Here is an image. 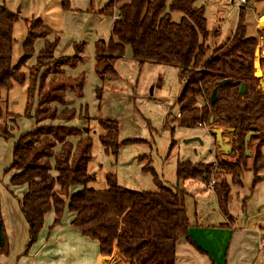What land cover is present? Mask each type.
<instances>
[{
    "label": "trees",
    "instance_id": "obj_1",
    "mask_svg": "<svg viewBox=\"0 0 264 264\" xmlns=\"http://www.w3.org/2000/svg\"><path fill=\"white\" fill-rule=\"evenodd\" d=\"M196 1L172 0L167 4V0H110L100 10L89 7V13L116 17L110 39L94 43V72L102 84L114 80L117 77L115 62L123 57L126 46L130 47L138 65L150 63L177 68L183 89L177 99L179 117L175 118L185 128L205 125L221 129L223 137L225 131L233 130L230 140L227 138L231 153L216 165L219 174L225 172L238 182L242 171L253 169L258 173L264 168L261 154L264 87L254 77L253 66L259 37L246 35L241 12L252 1L259 0H246L247 4L239 9L235 29L226 46L212 51L207 39L218 31L207 29L203 7H195ZM173 11L182 14L178 22L171 20ZM17 19L4 4L0 5V91L27 82L24 117L33 119L35 124L31 131L16 139L12 162L5 171L11 172V186L25 187L18 199L28 226L29 240L24 253L37 242L45 216L49 213L53 216L51 230L61 223L66 210L73 216L71 227L81 236L106 248L117 242L130 264H176L175 247L183 239L198 249L189 237L190 224L182 189L159 185L156 192L131 191L118 185L111 174L106 176L105 190L97 191L91 186L95 179L88 172L92 140L87 129L84 136L77 127L67 125L85 113L82 107L78 111L67 107L72 105L67 94L83 97L85 77L83 73L75 78L64 75V68L74 70L82 62L84 44L73 45V56L55 59L58 39L47 40L53 32L40 20H34L22 44L23 57L13 66L12 29ZM37 29L44 30L46 38L36 36ZM39 39L44 41L43 48L26 75L21 68L33 55V44ZM261 63L264 64V58ZM49 64L52 69L47 67ZM225 80L228 82L220 86ZM241 85L246 88L243 95L239 94ZM213 90H216V101L211 104ZM95 96L101 98V88L96 89ZM198 100L202 101L201 106L197 105ZM6 115L0 101V120ZM86 116L81 121H88ZM98 123L103 131L99 141L106 153L115 154L120 145L130 143V140L117 142L115 122L99 120ZM249 133L251 149L245 145ZM3 137L7 140L13 136L6 130ZM247 149L248 156L245 155ZM215 159L218 156L215 155ZM211 167L178 163L176 180L178 183L195 179L206 182L212 174ZM214 192L218 204L227 206V184L223 182L218 187L215 184ZM107 253L111 257L115 255L111 249ZM8 254L9 243L0 206V256Z\"/></svg>",
    "mask_w": 264,
    "mask_h": 264
},
{
    "label": "rangeland",
    "instance_id": "obj_2",
    "mask_svg": "<svg viewBox=\"0 0 264 264\" xmlns=\"http://www.w3.org/2000/svg\"><path fill=\"white\" fill-rule=\"evenodd\" d=\"M109 1L0 0V5L4 4L18 17L12 29V65H18L23 57L22 44L28 35L29 24L34 20H40L53 32L51 38L49 36L46 38V32L42 29H37L35 35L45 37L49 41L56 37L58 39L56 49L68 47L72 49L75 43L84 44L81 63L83 71L88 74L86 73L84 80L81 104L82 112L85 113L77 117L79 123L76 126L84 136L87 129L92 140V160L88 165V172L94 175L95 179L91 186L97 191L105 190L106 176L111 174L118 185L131 191L156 192L159 185L182 189L185 192L184 206L190 228H205L214 233L206 231L207 234L202 233V238L212 244L211 252L215 259L221 258L224 261L230 247H247L252 257L249 264H264V168L258 173L253 169L242 171L238 182H234L232 176L225 172L218 173L216 163L228 156L220 151L211 136L212 128L205 125L198 128L181 127L179 119L175 118L179 113L177 99L183 89L178 69L150 63L138 65L133 60L130 47L126 46L123 57L114 65L117 77L104 84L96 79L90 67L93 50L89 45L92 43L87 42H97L100 39L108 41L110 24L105 20L100 22L96 19L97 14L91 16L88 8L93 6L94 11L99 10ZM171 1L167 0V4ZM229 3V0H197L194 3L195 7H203L207 29L210 32H219V35H211L207 39L210 51L226 46L237 23L239 9ZM244 9L246 10L241 12L246 35L259 37L253 63L256 60L259 63L257 70L254 69L255 72H261L257 78L260 86L264 87V64L261 63L264 56L262 21L258 23L259 29L255 28L259 14L264 13V0L252 1L249 7L245 6ZM170 16L172 21L178 22L182 14L173 11ZM43 45L44 41L41 39L34 42V53L26 60L21 72L28 74V68L35 63L36 55ZM51 66L47 65L50 68ZM49 78L50 76L46 78L45 85L48 84ZM97 88H101L100 99L95 96ZM0 101L7 112L0 120V201L9 199L16 205L18 192H21L22 187L11 186L9 184L11 172L5 171L12 162V149L16 139L35 126L33 119L24 117L27 82L22 85L13 84L9 90H1ZM197 105L201 106L202 101L198 100ZM67 107L79 110L77 106ZM86 114L88 121H81ZM99 120L115 122L118 129L117 142L122 144L130 140V143L120 145L115 154L106 153L99 141V136L103 134ZM74 121L75 119L70 122L72 126L75 125ZM6 130L13 136L7 140L3 137ZM194 138L198 141L188 142ZM224 138L230 140V131L224 132ZM251 147L248 143V148ZM261 154L264 160V140ZM215 155L218 159H215ZM186 162L198 164V167L201 164L212 165L210 178L206 182L195 179L178 183L175 176L176 165ZM212 180L214 185L210 188L209 182ZM223 182L228 187V202L225 207L218 204L213 191L215 184L218 187ZM5 208L8 210L7 204ZM251 223H255L261 230L260 239L255 233L238 231ZM232 228L238 230L234 231ZM219 253L221 257H218ZM201 255L203 253L194 248L192 258L187 252H183L181 260L184 264L191 262L201 264L199 261ZM240 255L243 256V253ZM9 257H14L10 250L8 256H0V264ZM209 258H207L209 264H214L215 260L210 258V261ZM14 260L15 258L12 261Z\"/></svg>",
    "mask_w": 264,
    "mask_h": 264
},
{
    "label": "crops",
    "instance_id": "obj_3",
    "mask_svg": "<svg viewBox=\"0 0 264 264\" xmlns=\"http://www.w3.org/2000/svg\"><path fill=\"white\" fill-rule=\"evenodd\" d=\"M245 10L246 9H243V11ZM259 15H260L258 16L259 20L257 19L258 22L255 26L256 30L259 29L258 23H260L262 18H264V13ZM91 16H94V14H91ZM95 16L96 19H99L100 22L103 20L108 22L110 24V31H111L112 23L116 18L115 16L111 18L100 15H95ZM235 26L233 28V31L235 29ZM233 31L231 32L230 37ZM87 43L88 44L92 43L91 45H89L92 46V50H93V57L91 60L90 67L92 72L95 74L94 72L95 41L94 42L88 41ZM69 52H71L72 54H66ZM73 55H74L73 48L71 49L69 47L65 49L62 48L55 49L53 54L55 59L60 57H71ZM64 73L66 77H70V78H75L79 74L83 73L85 79H86V73L88 74V72L83 71L82 63H79L76 69L74 70L64 68ZM263 73H264V66H263ZM263 80H264V76H263ZM67 98H71L73 107L77 106L78 109L82 107L81 103L83 101L82 100L83 97L75 98L72 94H67ZM74 122H75L74 126L78 127L76 125L79 123V121L75 119ZM67 125H72V124L69 122L67 123ZM263 135H264V131H263ZM24 192H25V187H22L21 192H18L19 196L17 197V199H20V197ZM6 204L8 206V210L7 208H5ZM14 204L15 203H11L9 199L4 200V202L0 201L1 216L8 238L9 250L11 255L14 256L13 258L9 257L8 259H6V261H3L4 262L3 264H116V263L130 264L125 254L118 248L117 242L113 244L112 248H106L100 246L95 241H91L81 236L77 230L71 227V220L73 216L69 214L67 210L63 214L61 223L58 226L53 227L51 230L49 229L52 226L53 216L51 213L45 216L43 228L38 235L37 242L33 244L28 250V252L25 254L24 251L29 240L28 226L20 212L19 204L18 203H16V205ZM232 230L235 231L238 229L232 228ZM206 231H208L209 233L212 232L211 234H214L213 231L205 230V228H201V229L189 228L190 239L193 241L194 244H197V246L196 245L195 246L199 249L200 252L203 253V255H201L202 257L199 258L201 264H209V262L207 261V258L209 257L215 260L214 264H249L251 262L252 260L251 251L248 250L247 247H230L229 251L227 250L226 259L224 261L221 258L219 260L215 259L213 252H211L212 244H210L208 240H204L202 238V233L207 234ZM238 231L255 233L258 235V238L260 239L261 230L258 228V226L255 223L247 224V226H244L243 228H241V230ZM218 232H220V230ZM109 249L114 250L115 255L117 256L115 255L113 257L109 256L108 255L109 253H107ZM183 252H187L190 255V257L191 254L194 252V247L190 245L185 239L180 240L176 244L175 247L176 264H184L181 260ZM241 253H243V256L240 255ZM218 257H221L220 253L218 254ZM14 258L15 260L13 262L12 260ZM121 258L124 259L125 262L122 261ZM210 258L209 260L211 261ZM191 264H195V262H191Z\"/></svg>",
    "mask_w": 264,
    "mask_h": 264
},
{
    "label": "water",
    "instance_id": "obj_4",
    "mask_svg": "<svg viewBox=\"0 0 264 264\" xmlns=\"http://www.w3.org/2000/svg\"><path fill=\"white\" fill-rule=\"evenodd\" d=\"M264 58V56H263ZM256 65H259V63H257L256 61L253 63L254 68L257 70ZM257 71L254 73V77L257 78ZM228 81H222L221 83H219L220 86L226 84ZM246 91V88L244 85H241L240 90H239V94L243 95ZM216 101V90H213L210 96V103L213 104ZM230 132H233V130H229ZM211 136L213 137L214 141L216 142L217 146L219 147L220 151H222L226 156H228L231 153V145L229 144V140L227 138L223 137V133L221 129H212L211 130ZM251 134H247L245 137V145L248 144V141L250 139ZM191 141H198L197 138L191 139L188 142ZM246 155H249V152L246 151Z\"/></svg>",
    "mask_w": 264,
    "mask_h": 264
},
{
    "label": "built area",
    "instance_id": "obj_5",
    "mask_svg": "<svg viewBox=\"0 0 264 264\" xmlns=\"http://www.w3.org/2000/svg\"><path fill=\"white\" fill-rule=\"evenodd\" d=\"M230 4L238 9L244 7L246 4H247V1L246 0H229ZM177 117H179V113L176 114ZM213 185H214V181H210L209 182V187L210 188H213Z\"/></svg>",
    "mask_w": 264,
    "mask_h": 264
},
{
    "label": "bare ground",
    "instance_id": "obj_6",
    "mask_svg": "<svg viewBox=\"0 0 264 264\" xmlns=\"http://www.w3.org/2000/svg\"><path fill=\"white\" fill-rule=\"evenodd\" d=\"M261 21H262L261 23L264 24V18H262ZM255 60H256V59H255ZM256 61H257V60H256ZM256 67H257V65H256ZM260 74H261V72H260V71H257V75L259 76Z\"/></svg>",
    "mask_w": 264,
    "mask_h": 264
}]
</instances>
